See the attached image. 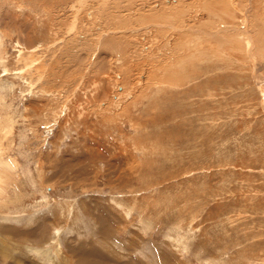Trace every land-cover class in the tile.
<instances>
[{"label":"rangeland","instance_id":"374dc122","mask_svg":"<svg viewBox=\"0 0 264 264\" xmlns=\"http://www.w3.org/2000/svg\"><path fill=\"white\" fill-rule=\"evenodd\" d=\"M0 264H264V0H0Z\"/></svg>","mask_w":264,"mask_h":264},{"label":"bare ground","instance_id":"6f19581e","mask_svg":"<svg viewBox=\"0 0 264 264\" xmlns=\"http://www.w3.org/2000/svg\"><path fill=\"white\" fill-rule=\"evenodd\" d=\"M213 11V10H212Z\"/></svg>","mask_w":264,"mask_h":264}]
</instances>
